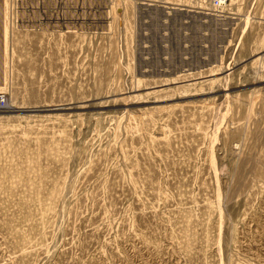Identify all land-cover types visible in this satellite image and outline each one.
Wrapping results in <instances>:
<instances>
[{
  "label": "rangeland",
  "instance_id": "1",
  "mask_svg": "<svg viewBox=\"0 0 264 264\" xmlns=\"http://www.w3.org/2000/svg\"><path fill=\"white\" fill-rule=\"evenodd\" d=\"M0 38V264H264V0H0Z\"/></svg>",
  "mask_w": 264,
  "mask_h": 264
},
{
  "label": "built area",
  "instance_id": "2",
  "mask_svg": "<svg viewBox=\"0 0 264 264\" xmlns=\"http://www.w3.org/2000/svg\"><path fill=\"white\" fill-rule=\"evenodd\" d=\"M216 5H218V3L216 2L215 3ZM6 101L4 100V98L2 97V94H0V110H3V108H4V103H5Z\"/></svg>",
  "mask_w": 264,
  "mask_h": 264
},
{
  "label": "water",
  "instance_id": "3",
  "mask_svg": "<svg viewBox=\"0 0 264 264\" xmlns=\"http://www.w3.org/2000/svg\"><path fill=\"white\" fill-rule=\"evenodd\" d=\"M1 52H2V42L0 38V68H1Z\"/></svg>",
  "mask_w": 264,
  "mask_h": 264
}]
</instances>
